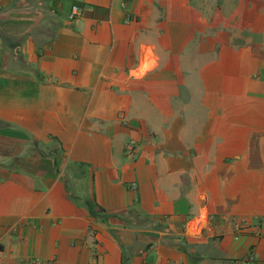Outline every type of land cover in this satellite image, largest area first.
Returning a JSON list of instances; mask_svg holds the SVG:
<instances>
[{
  "label": "crops",
  "instance_id": "crops-1",
  "mask_svg": "<svg viewBox=\"0 0 264 264\" xmlns=\"http://www.w3.org/2000/svg\"><path fill=\"white\" fill-rule=\"evenodd\" d=\"M248 248L264 264V0H0V264Z\"/></svg>",
  "mask_w": 264,
  "mask_h": 264
},
{
  "label": "built area",
  "instance_id": "built-area-1",
  "mask_svg": "<svg viewBox=\"0 0 264 264\" xmlns=\"http://www.w3.org/2000/svg\"><path fill=\"white\" fill-rule=\"evenodd\" d=\"M80 11H81V6L79 4L76 3L70 4L67 12L68 19H75L80 14ZM246 225H248V222L247 220H245V218L233 222V226L235 229H238L241 226H246ZM253 258H254V251L252 248H248L245 254L239 259L238 264H249L253 260ZM86 264H101V263L98 260H93Z\"/></svg>",
  "mask_w": 264,
  "mask_h": 264
}]
</instances>
